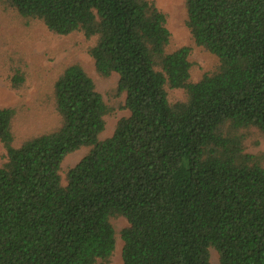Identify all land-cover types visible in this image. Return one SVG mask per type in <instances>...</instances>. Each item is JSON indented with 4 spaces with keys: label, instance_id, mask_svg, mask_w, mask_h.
Here are the masks:
<instances>
[{
    "label": "trees",
    "instance_id": "obj_1",
    "mask_svg": "<svg viewBox=\"0 0 264 264\" xmlns=\"http://www.w3.org/2000/svg\"><path fill=\"white\" fill-rule=\"evenodd\" d=\"M183 1L191 43L172 49L154 0H0L118 76L105 100L75 62L0 107V264H107L117 236L120 264H264V0ZM194 47L215 57L197 80ZM0 68L21 97L24 57L0 48Z\"/></svg>",
    "mask_w": 264,
    "mask_h": 264
},
{
    "label": "rangeland",
    "instance_id": "obj_2",
    "mask_svg": "<svg viewBox=\"0 0 264 264\" xmlns=\"http://www.w3.org/2000/svg\"><path fill=\"white\" fill-rule=\"evenodd\" d=\"M159 10L167 14V28L171 34V48L175 49L191 43L190 35L184 26L185 9L183 0H154ZM90 43L80 34H73L64 38L52 36L43 26H27L23 21L16 19L13 15L0 13V48L5 53L14 52L22 55L26 61L30 73V83L28 89L20 97L18 93L9 88L6 78L0 68V107L9 106L19 101L30 102L40 86L41 90L45 84L55 75L58 69L64 65L79 62L89 76L94 80L96 89L107 100L111 88L117 83L118 76L113 74L108 79H103L94 70L90 56L86 52V47ZM190 59L194 63L192 79L197 80L199 76L208 69L214 62L215 57L194 47L190 54ZM180 98L181 92H174ZM124 101V96L120 97ZM128 115L127 110H119L114 115L107 116L105 131L101 138L109 137L117 121ZM32 127H40L44 118L38 117ZM29 125V124H28ZM27 125V126H28ZM263 148L250 147V151L256 152ZM87 149H81L68 154L63 160L61 167L63 170L74 166L86 153ZM4 155V149L0 144V163ZM63 176V172H61ZM117 230L126 225L123 218H118L114 222ZM122 241L116 238V246L111 260L107 264H120ZM211 264H219L218 256L214 250L210 253Z\"/></svg>",
    "mask_w": 264,
    "mask_h": 264
}]
</instances>
